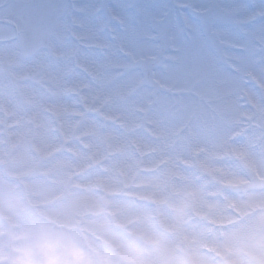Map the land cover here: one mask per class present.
Returning a JSON list of instances; mask_svg holds the SVG:
<instances>
[{
    "label": "rangeland",
    "instance_id": "rangeland-1",
    "mask_svg": "<svg viewBox=\"0 0 264 264\" xmlns=\"http://www.w3.org/2000/svg\"><path fill=\"white\" fill-rule=\"evenodd\" d=\"M0 39V209L96 240L110 211L171 239L235 222L264 161V0H0Z\"/></svg>",
    "mask_w": 264,
    "mask_h": 264
},
{
    "label": "clouds",
    "instance_id": "clouds-1",
    "mask_svg": "<svg viewBox=\"0 0 264 264\" xmlns=\"http://www.w3.org/2000/svg\"><path fill=\"white\" fill-rule=\"evenodd\" d=\"M193 193L202 201V212L217 211V204L200 190ZM25 204L31 206L30 201ZM251 208L264 209V161L243 177L236 205L228 209L236 220L219 235L181 233L171 239L158 224L141 227L134 213L121 230L110 211L105 239L96 240L81 218L22 214L5 204L0 209V264H264V212L249 214ZM160 235L168 239L158 240Z\"/></svg>",
    "mask_w": 264,
    "mask_h": 264
}]
</instances>
